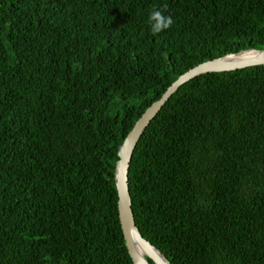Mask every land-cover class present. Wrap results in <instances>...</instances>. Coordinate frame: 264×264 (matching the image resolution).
<instances>
[{"label": "trees", "instance_id": "16d2710c", "mask_svg": "<svg viewBox=\"0 0 264 264\" xmlns=\"http://www.w3.org/2000/svg\"><path fill=\"white\" fill-rule=\"evenodd\" d=\"M153 9L174 21L155 36ZM250 49L264 0H0V264H133L119 147L181 74ZM128 189L169 264H264V65L180 86Z\"/></svg>", "mask_w": 264, "mask_h": 264}, {"label": "water", "instance_id": "95a60500", "mask_svg": "<svg viewBox=\"0 0 264 264\" xmlns=\"http://www.w3.org/2000/svg\"><path fill=\"white\" fill-rule=\"evenodd\" d=\"M254 52L256 55L252 59L239 60L234 62L222 63L228 56L239 55L241 53ZM264 65V50H243L225 57L201 63L185 73L181 74L162 94L153 102L136 120L132 129L129 131L121 146L118 149V160L115 166L114 180L117 192L118 218L125 246L132 259L133 264H169L168 260L159 250L144 239L137 228L131 208V199L128 189V169L133 154V150L149 126L152 119L158 114L168 99L186 82L202 74L210 72H226L243 69L251 66ZM143 251L140 254L138 250ZM151 261V263L148 261Z\"/></svg>", "mask_w": 264, "mask_h": 264}, {"label": "clouds", "instance_id": "9594fccd", "mask_svg": "<svg viewBox=\"0 0 264 264\" xmlns=\"http://www.w3.org/2000/svg\"><path fill=\"white\" fill-rule=\"evenodd\" d=\"M166 7L165 5L164 8ZM149 23L151 25L150 30L155 36L169 29L174 21L170 15H165L164 12L159 9H153L149 15Z\"/></svg>", "mask_w": 264, "mask_h": 264}, {"label": "bare ground", "instance_id": "6f19581e", "mask_svg": "<svg viewBox=\"0 0 264 264\" xmlns=\"http://www.w3.org/2000/svg\"><path fill=\"white\" fill-rule=\"evenodd\" d=\"M255 55H256V53H254V52H247V53H241L239 55L228 56L222 60V63L252 59V58H254ZM138 251L140 254H143V251H141L140 249Z\"/></svg>", "mask_w": 264, "mask_h": 264}]
</instances>
